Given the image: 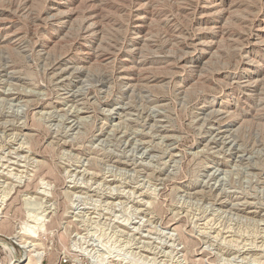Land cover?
<instances>
[{
	"label": "rangeland",
	"instance_id": "rangeland-1",
	"mask_svg": "<svg viewBox=\"0 0 264 264\" xmlns=\"http://www.w3.org/2000/svg\"><path fill=\"white\" fill-rule=\"evenodd\" d=\"M0 264H264V0H0Z\"/></svg>",
	"mask_w": 264,
	"mask_h": 264
},
{
	"label": "bare ground",
	"instance_id": "bare-ground-1",
	"mask_svg": "<svg viewBox=\"0 0 264 264\" xmlns=\"http://www.w3.org/2000/svg\"><path fill=\"white\" fill-rule=\"evenodd\" d=\"M199 52H201V51H199ZM111 113V112H110Z\"/></svg>",
	"mask_w": 264,
	"mask_h": 264
}]
</instances>
